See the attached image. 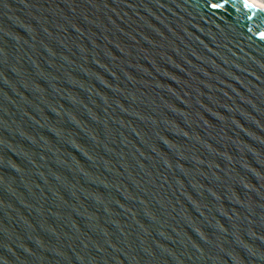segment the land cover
Segmentation results:
<instances>
[{
    "label": "water",
    "instance_id": "1",
    "mask_svg": "<svg viewBox=\"0 0 264 264\" xmlns=\"http://www.w3.org/2000/svg\"><path fill=\"white\" fill-rule=\"evenodd\" d=\"M0 264H264V7L0 0Z\"/></svg>",
    "mask_w": 264,
    "mask_h": 264
},
{
    "label": "bare ground",
    "instance_id": "2",
    "mask_svg": "<svg viewBox=\"0 0 264 264\" xmlns=\"http://www.w3.org/2000/svg\"><path fill=\"white\" fill-rule=\"evenodd\" d=\"M255 2L259 3L261 6L264 7V1L263 0H254Z\"/></svg>",
    "mask_w": 264,
    "mask_h": 264
},
{
    "label": "rangeland",
    "instance_id": "3",
    "mask_svg": "<svg viewBox=\"0 0 264 264\" xmlns=\"http://www.w3.org/2000/svg\"><path fill=\"white\" fill-rule=\"evenodd\" d=\"M264 1V0H263Z\"/></svg>",
    "mask_w": 264,
    "mask_h": 264
}]
</instances>
